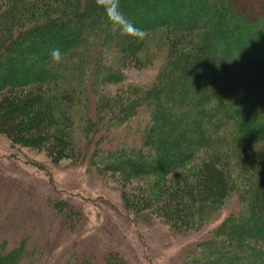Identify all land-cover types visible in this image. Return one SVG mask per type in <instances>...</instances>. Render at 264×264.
<instances>
[{"label": "trees", "instance_id": "16d2710c", "mask_svg": "<svg viewBox=\"0 0 264 264\" xmlns=\"http://www.w3.org/2000/svg\"><path fill=\"white\" fill-rule=\"evenodd\" d=\"M198 1L120 0L145 32L137 40L113 30L96 0H0V134L58 163L80 160L77 128L84 138L99 133L97 174L151 178L121 192L122 204L132 220H159L173 232L207 228L237 194L238 210L180 264H264V9L249 15L234 0ZM161 51L148 86L114 97L98 90L122 80L121 65L144 67ZM90 97L94 118L82 111ZM121 127L137 142L103 149ZM48 202L67 227L81 218L72 206L61 211L63 201ZM24 244L0 242V264H15ZM76 253L52 264H131L116 250L87 252L81 263Z\"/></svg>", "mask_w": 264, "mask_h": 264}, {"label": "rangeland", "instance_id": "374dc122", "mask_svg": "<svg viewBox=\"0 0 264 264\" xmlns=\"http://www.w3.org/2000/svg\"><path fill=\"white\" fill-rule=\"evenodd\" d=\"M234 1L249 15L264 9V0ZM151 56V62L144 67L121 65L122 80L101 84L98 90L114 97L133 86H148L158 74L165 52ZM89 101L87 110L82 111L94 118L92 97ZM125 129H116L119 133L111 134L113 139L117 137L114 144L107 140L102 148L113 149L123 143L121 140L129 145L137 142L132 131ZM79 132L77 128L80 160L58 163L51 162L43 150L14 145L0 134V242L13 246L24 240L25 248L12 254L17 264H52L67 249L77 252L80 263L87 252L103 254L105 250H116L131 264H180L182 254L208 229L239 208L238 195H230L212 223L196 232H173L155 219L150 225L134 221L126 212L120 193L143 189L151 178H124L109 172L98 175L91 160L99 133L84 138ZM49 199L66 203L59 205L61 211L68 212L69 206L79 210L81 218L77 222L71 219L67 227L66 220L60 217L66 214L59 212L57 217ZM70 258L75 261V257Z\"/></svg>", "mask_w": 264, "mask_h": 264}, {"label": "clouds", "instance_id": "9594fccd", "mask_svg": "<svg viewBox=\"0 0 264 264\" xmlns=\"http://www.w3.org/2000/svg\"><path fill=\"white\" fill-rule=\"evenodd\" d=\"M96 4L100 7L106 16L113 30H120L122 34L134 37L137 40L143 39L145 32L143 29L136 27L121 11L120 0H96ZM51 58L59 62L62 57L60 49L50 50Z\"/></svg>", "mask_w": 264, "mask_h": 264}, {"label": "bare ground", "instance_id": "6f19581e", "mask_svg": "<svg viewBox=\"0 0 264 264\" xmlns=\"http://www.w3.org/2000/svg\"><path fill=\"white\" fill-rule=\"evenodd\" d=\"M197 1H198V0H197ZM199 1L202 2V0H199ZM199 1H198V2H199ZM200 2H199V3H200ZM224 23H225L224 20H219L218 27H219V25H221V24L224 25ZM218 29H222V27H219Z\"/></svg>", "mask_w": 264, "mask_h": 264}]
</instances>
